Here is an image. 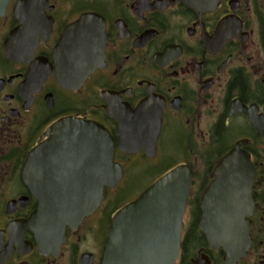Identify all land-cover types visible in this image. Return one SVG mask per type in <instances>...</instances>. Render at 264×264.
Returning <instances> with one entry per match:
<instances>
[{
	"label": "flooded vegetation",
	"instance_id": "flooded-vegetation-1",
	"mask_svg": "<svg viewBox=\"0 0 264 264\" xmlns=\"http://www.w3.org/2000/svg\"><path fill=\"white\" fill-rule=\"evenodd\" d=\"M86 15L104 26L103 62L79 88L67 89L57 80L56 47ZM18 28L21 36L8 45ZM147 101L150 109L137 113ZM157 115L155 157L119 150L120 124L151 131ZM62 119L107 128L124 176L105 189L93 213L66 227L63 242L52 235L44 244L32 223L40 200L26 165L41 148L43 190H61L66 180L82 176L68 164L77 161L76 149L65 142L49 148ZM168 133L179 137L186 159L164 174L179 165L194 173L175 264H264V0H214L199 9L186 0H8L0 8V264H106L113 218L126 205L119 202L127 169L163 161L169 154L160 147ZM237 144L253 171L240 238L234 231L227 239L209 237L202 229V199L215 167Z\"/></svg>",
	"mask_w": 264,
	"mask_h": 264
},
{
	"label": "water",
	"instance_id": "water-1",
	"mask_svg": "<svg viewBox=\"0 0 264 264\" xmlns=\"http://www.w3.org/2000/svg\"><path fill=\"white\" fill-rule=\"evenodd\" d=\"M213 1L186 0V3L193 9H199ZM7 2L0 0L2 10ZM21 33L22 28L15 30L8 45ZM104 47V26L97 16L86 15L73 23L56 47L58 83L67 89L79 88L91 73L101 67ZM149 109L147 101L137 113ZM159 116L154 117L151 131L142 129L134 132L127 125L120 124L119 150L131 154L144 150L147 156L155 157L161 128ZM52 131L54 136L49 141L54 143L49 148H56V143H60L61 148L65 142L68 149H76L77 161L68 164L75 166L76 172L82 176L66 180L68 186L61 190L57 189L58 185L46 186V190H43L38 179L41 148H36L30 155L26 165L27 181L33 194L40 200L32 223L44 244L52 235L63 242L66 227L79 224L84 217L93 213L104 200L105 189H114L124 176L122 166L114 162L115 140L103 125L62 119ZM240 145L237 144L220 160L214 170V180L203 196L202 219L205 225L202 229L209 237L218 234L227 239L235 235L241 228L238 224L241 213H244L241 206L250 204L253 171L250 158L240 149ZM70 173L73 174L72 171ZM193 179L192 169L188 165H179L121 208L110 227L106 264H175L182 240L183 214ZM231 231H234L233 235ZM235 237L240 238V234ZM122 247H125L124 252ZM154 253L157 254L155 258Z\"/></svg>",
	"mask_w": 264,
	"mask_h": 264
},
{
	"label": "rangeland",
	"instance_id": "rangeland-1",
	"mask_svg": "<svg viewBox=\"0 0 264 264\" xmlns=\"http://www.w3.org/2000/svg\"><path fill=\"white\" fill-rule=\"evenodd\" d=\"M178 139L179 137H177L175 133H168L164 137L163 146L160 147L161 153L162 155L165 153H168L169 155H165L163 158L164 160L154 165V167H151L149 162H147V166L145 163H141L140 169L134 173V178H132V182L129 187L128 185L124 188V185L121 186L123 188L121 195L122 202L136 197L140 193L141 189L145 188L155 179V174L160 170H163L174 163H182L185 161L186 158L183 153L180 152V149L178 151L177 148V145L179 144L176 140ZM201 150H203V148L200 146V151Z\"/></svg>",
	"mask_w": 264,
	"mask_h": 264
},
{
	"label": "trees",
	"instance_id": "trees-1",
	"mask_svg": "<svg viewBox=\"0 0 264 264\" xmlns=\"http://www.w3.org/2000/svg\"><path fill=\"white\" fill-rule=\"evenodd\" d=\"M173 166H174V164H172V165L168 166L167 168H165V170H164L163 172H162V171L160 172V175H161V174H164L166 171H168V170H169L170 168H172ZM134 173H135L134 169L131 170V171L127 169V175H126V179L124 180L125 182H124V186H123V188H124L126 185H128V187H129V185H130L131 182H132V178H134V177H133ZM160 175H159V176H160ZM159 176H158V177H159ZM158 177H157V178H158ZM154 181H155V180H154ZM154 181H152L150 184H152ZM150 184H149V185H150ZM149 185H147L145 188L141 189L140 192H142L143 190H145ZM123 188H122V189H123ZM122 189H121L120 196L122 195ZM139 194H140V193H139ZM139 194H138V195H139ZM138 195H137V196H138ZM137 196H136V197H137ZM136 197H134V198H136ZM134 198H133V199H134ZM133 199H131V200H133ZM131 200H126V201H123V202H122V199H120V202H119V203H120L121 205H124V204L129 203Z\"/></svg>",
	"mask_w": 264,
	"mask_h": 264
}]
</instances>
